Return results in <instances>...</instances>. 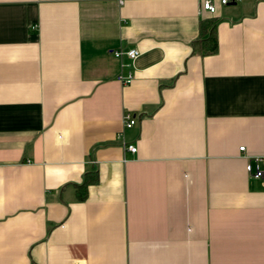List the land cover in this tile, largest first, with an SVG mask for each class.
I'll use <instances>...</instances> for the list:
<instances>
[{"label":"crops","instance_id":"crops-1","mask_svg":"<svg viewBox=\"0 0 264 264\" xmlns=\"http://www.w3.org/2000/svg\"><path fill=\"white\" fill-rule=\"evenodd\" d=\"M204 1L0 0V264H264V0Z\"/></svg>","mask_w":264,"mask_h":264},{"label":"built area","instance_id":"built-area-1","mask_svg":"<svg viewBox=\"0 0 264 264\" xmlns=\"http://www.w3.org/2000/svg\"><path fill=\"white\" fill-rule=\"evenodd\" d=\"M240 0H220L222 5H228L230 3H237ZM202 9L209 12L210 14H216L217 7L214 3V0H205L202 5ZM140 52L137 49H130V50H118L113 51V55L116 58L123 59L126 58L127 62H125L122 67L127 69H132L134 67L135 61L140 56ZM118 81L124 85H129L134 80V72L131 70L127 73V75L120 74L117 77ZM137 124V118L131 113H127L124 116V127L125 128H132ZM126 150L130 153H136L137 147L134 145L125 144ZM241 151H244L245 148H240ZM264 166V157H256L253 162H248L246 165V171L249 175H251L255 179H264V170L262 168Z\"/></svg>","mask_w":264,"mask_h":264},{"label":"trees","instance_id":"trees-1","mask_svg":"<svg viewBox=\"0 0 264 264\" xmlns=\"http://www.w3.org/2000/svg\"><path fill=\"white\" fill-rule=\"evenodd\" d=\"M215 21L202 23L200 28V39L194 44V52L201 56L214 55L218 52V39L216 33ZM97 173L90 174L86 177L84 183L78 187V199L84 201L87 198L88 187L98 183Z\"/></svg>","mask_w":264,"mask_h":264}]
</instances>
